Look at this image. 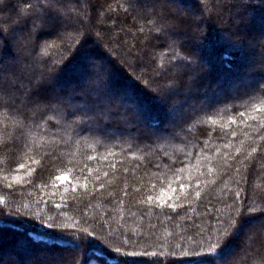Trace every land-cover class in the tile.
I'll return each mask as SVG.
<instances>
[{
  "label": "trees",
  "instance_id": "16d2710c",
  "mask_svg": "<svg viewBox=\"0 0 264 264\" xmlns=\"http://www.w3.org/2000/svg\"><path fill=\"white\" fill-rule=\"evenodd\" d=\"M0 86V264H264V0H0Z\"/></svg>",
  "mask_w": 264,
  "mask_h": 264
},
{
  "label": "snow or ice",
  "instance_id": "6c2138e0",
  "mask_svg": "<svg viewBox=\"0 0 264 264\" xmlns=\"http://www.w3.org/2000/svg\"><path fill=\"white\" fill-rule=\"evenodd\" d=\"M52 2H53V0H45V4H50ZM0 94L11 95L9 93V91H8V88L7 87H3V86H0ZM2 106L3 105L0 104V107H2ZM60 179L63 180V179H66V177H61ZM229 235H231L234 238L235 237V232L228 233V228L225 227L223 230H221L220 236L215 237L214 239L210 237V239H209V247L212 248V249H215L218 244H222V241L227 240ZM129 255H132V253H129ZM153 255H155V254L153 253ZM185 255H187V253H185ZM194 255L197 256V257L201 256V252H200L199 248L194 250ZM193 261L194 262H198V264H207V260L206 259H197V260H193Z\"/></svg>",
  "mask_w": 264,
  "mask_h": 264
},
{
  "label": "rangeland",
  "instance_id": "374dc122",
  "mask_svg": "<svg viewBox=\"0 0 264 264\" xmlns=\"http://www.w3.org/2000/svg\"><path fill=\"white\" fill-rule=\"evenodd\" d=\"M61 177H65V176H60V178H61ZM61 180H62V179H61ZM63 180H64V179H63Z\"/></svg>",
  "mask_w": 264,
  "mask_h": 264
}]
</instances>
